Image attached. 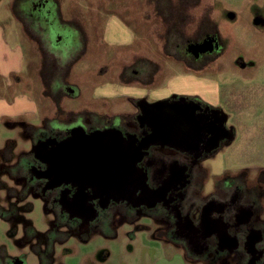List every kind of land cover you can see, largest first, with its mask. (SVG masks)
<instances>
[{"label":"flooded vegetation","instance_id":"flooded-vegetation-1","mask_svg":"<svg viewBox=\"0 0 264 264\" xmlns=\"http://www.w3.org/2000/svg\"><path fill=\"white\" fill-rule=\"evenodd\" d=\"M40 1L37 6L43 15L55 3ZM182 20L171 18L163 24L169 37L175 25L190 23ZM195 35L192 39L177 32L173 37L184 36L185 48L172 57L202 71L219 58L222 44L218 32L204 31L202 26ZM210 40L212 51L196 55L189 48ZM198 60L203 63H192ZM152 65V70L136 69L133 62L117 70L118 81L95 88L102 92L96 97L100 105L85 104L77 111L62 104L65 96L75 99L81 94L67 80L70 67L61 79L63 85L56 80L57 86L50 87L55 116L43 113L38 127L19 117L32 130H23L29 148L4 169L11 178L21 175L19 182L26 186L20 191L22 197L30 194L44 203L51 224L44 232V251L32 243L39 261L62 264L54 248L70 236L84 241L91 234L116 238L121 228L128 227L133 229L132 239L137 231L151 243L181 248L179 254L186 262L264 264V168H259L253 185L248 168L214 174L205 162L226 151L235 138L227 113L199 96L154 98L151 86L158 68L155 62ZM59 88L66 95L59 96ZM140 90L147 92L138 94ZM4 153V160L10 161L11 149ZM210 178L213 186L207 192ZM6 213L0 208V216L10 218ZM34 235V229H28L24 240ZM1 256L0 264H26L25 257L5 251Z\"/></svg>","mask_w":264,"mask_h":264},{"label":"rangeland","instance_id":"rangeland-1","mask_svg":"<svg viewBox=\"0 0 264 264\" xmlns=\"http://www.w3.org/2000/svg\"><path fill=\"white\" fill-rule=\"evenodd\" d=\"M54 1L43 15L40 12L42 8L37 6L41 4L40 0H0V23L8 27L7 37L11 36L10 31L24 33V70L19 82L13 78L11 92L31 95L35 103L41 105L43 112L31 114L30 122L33 124L40 121L43 113L49 118L55 116L56 108L50 96V87H56V80H61L70 67L67 80L77 85L81 94L75 99L65 96L62 104L75 111L82 109L85 104L99 106L96 97L100 95L95 88L118 81L117 70L133 62L136 69L152 70L153 62L158 69L160 65L166 67V71L159 73L151 86L163 95L180 84V80L173 81V78L183 76L186 72L172 56H139V52L133 50L138 44L120 46L103 39L105 22L109 16L119 17L131 28L136 27L138 33L150 39L151 45L155 40L161 41L163 35L168 38L169 33L163 25L165 23L158 16H151L152 6L148 0ZM187 1L191 3L193 0ZM202 3L215 8L217 21L223 24L218 29L224 38L220 37L222 52L219 58L210 68L197 74L208 82L217 83L219 105L227 113L229 127L235 131L230 147L207 160L205 165L210 166L214 174L223 170L237 173L242 168H248L249 182L253 185L255 177L262 171L259 168H264V24L255 22L257 18L264 17V0H202ZM148 11L149 18L145 16L149 15ZM192 13L195 15L193 22L175 25L171 37L181 32L194 39L198 26H202L204 31H216L209 16H206L207 20H202L195 11ZM152 46L157 49V45ZM139 59H150L151 63ZM198 62L203 63L201 60L192 63ZM194 67L198 68L196 64ZM129 71L125 69L124 72L130 74ZM8 82L0 75V95L11 96L7 91ZM59 85H63L62 80ZM184 88L187 89L185 86L178 89ZM59 90L62 93L59 96L66 95ZM20 119L19 116L8 115L0 121V183H3L0 188V208L11 216H0V257L5 251L9 256L25 257L26 264H41L32 243L44 251V232L51 224L48 223L44 203L31 198L30 194L27 198L22 197L20 191H26V186L19 182L21 175L16 174L11 178L4 169L6 165L17 161L21 150L29 148L23 130L29 129L30 133L32 130L27 127V123L22 124ZM22 119L27 121L29 117ZM7 148L12 152V159L8 162L4 160ZM7 153L9 155V150ZM212 186L213 178H210L206 184L207 192ZM18 199L20 203H17ZM262 206L264 209V198ZM28 229H34L36 235L24 240ZM132 230L123 227L116 238L91 234L87 241L73 235L65 243L55 245L54 255L60 258L62 264H199L192 260H187V263L179 254L181 248L174 244L171 248L151 243L147 235L137 231L136 238L132 239L129 235Z\"/></svg>","mask_w":264,"mask_h":264},{"label":"crops","instance_id":"crops-1","mask_svg":"<svg viewBox=\"0 0 264 264\" xmlns=\"http://www.w3.org/2000/svg\"><path fill=\"white\" fill-rule=\"evenodd\" d=\"M147 2H149V4L151 3L152 6L150 13L152 12L153 15L151 14V16H158L157 18H159L161 22L165 24L167 19L171 18L177 20L186 19L187 22H193V16L195 15L192 12L194 11L196 16L200 17L202 20H207L206 16H209L208 18L216 27V32L220 34V37L222 39L224 38V34L221 32L220 29H218V27L223 24H219V22L217 21V18L215 16V8L211 4L204 6L202 0H193L191 3L187 0H148ZM206 11L208 14H206ZM150 13L148 11L149 15L145 16L149 18ZM16 19L21 24L20 20L18 18ZM255 22L256 24H264V17L257 18ZM105 23L106 25L103 33V39L106 42H111L116 45L129 47L138 44L133 50L139 52V56H148L153 54H164L166 56L180 55L182 54V51L185 48L184 42L186 39H182V37L178 36H168L167 38L163 35L161 41L155 40V42L153 43L157 45L156 49V47L152 46L153 44H149L151 42L149 38H147L146 36L143 37L140 33H138L136 27L131 28L130 25L122 21L119 17L109 16L107 22ZM218 30H220V32ZM10 32L11 36L8 38V27L6 25L5 27H3L2 23H0V75L3 76L5 80H9V86L7 91L8 93H11V96L0 95V121L3 118L8 117V115L19 117L27 116L29 117V119L26 121L27 124L32 126H39L40 121L37 124H33L32 122H30V117L36 112H39V107L37 103H35L33 98L30 97L31 95H18L17 93L11 92V88L13 87V78H16V80H18L19 82V76L23 73V58L25 56L26 49L25 45L23 44L24 33H20L17 31ZM87 50L88 49H86V51ZM142 51L144 53L140 54V52ZM179 62L184 67L186 74L183 76L174 77L173 81L180 80V84H178L175 88L171 89V91H169L168 93L164 91V95L159 91L153 89L151 91L153 97L162 98L170 96L171 94H184L191 96H199L210 104L219 105V86L217 85V83H213V81L208 82L204 78L199 77V75L197 74L201 71L190 68L188 64L184 63L183 61ZM160 66V69H158L157 71L158 74L162 71H166V67H163L162 65ZM28 82L29 81L27 80L26 83ZM172 84L175 83L172 82ZM181 86H185L187 89L184 88L185 90H179L178 88ZM145 92H147V90H140L138 94H143ZM128 93L130 95H135L133 92ZM98 94L100 95L102 94V92L98 90Z\"/></svg>","mask_w":264,"mask_h":264},{"label":"water","instance_id":"water-1","mask_svg":"<svg viewBox=\"0 0 264 264\" xmlns=\"http://www.w3.org/2000/svg\"><path fill=\"white\" fill-rule=\"evenodd\" d=\"M212 40L207 41L203 45H191L189 46L190 49L197 55L198 52H205V51H212L213 50V45H212Z\"/></svg>","mask_w":264,"mask_h":264}]
</instances>
